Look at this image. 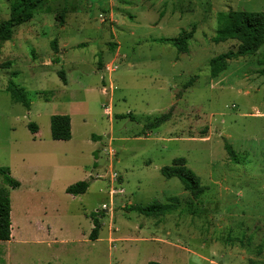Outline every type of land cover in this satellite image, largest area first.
Returning <instances> with one entry per match:
<instances>
[{
  "label": "rangeland",
  "instance_id": "1",
  "mask_svg": "<svg viewBox=\"0 0 264 264\" xmlns=\"http://www.w3.org/2000/svg\"><path fill=\"white\" fill-rule=\"evenodd\" d=\"M14 1L0 0V21ZM230 11L264 0H43L0 42V167L22 181L0 264H264V44L212 78L210 60L237 48L212 40ZM192 29L177 52L170 41ZM54 115L70 117V140L51 138ZM176 158L199 177V199L161 174ZM35 177L43 222L25 213ZM84 180L85 193H66ZM156 202L175 209L134 210Z\"/></svg>",
  "mask_w": 264,
  "mask_h": 264
},
{
  "label": "trees",
  "instance_id": "2",
  "mask_svg": "<svg viewBox=\"0 0 264 264\" xmlns=\"http://www.w3.org/2000/svg\"><path fill=\"white\" fill-rule=\"evenodd\" d=\"M43 0H15L11 5L9 17L0 21V42L10 40L14 28L30 21ZM220 27L213 37V42L222 43L226 41H235L237 43L236 50H229L222 53L209 62V71L212 78L218 77L227 69L228 62L238 58L255 54L264 44V11H230L219 15ZM193 29L185 32L180 36L172 39L170 42L179 53H186L188 41L192 38ZM54 49L55 45H54ZM65 82L64 72H59ZM7 92L10 98L20 103L26 108L29 107V101L22 88L9 83ZM167 120L165 115L156 118L147 125L148 128L157 127ZM29 128L32 133H36L38 127L30 124ZM50 134L51 138L56 141H68L71 138L70 117L67 115H54L50 118ZM229 155L233 157V151L229 145H226ZM234 160V159H233ZM161 174L165 178H177L183 188L190 193L194 199H199L204 191V187L200 183L199 177L186 166L184 158H176L169 166L162 167ZM0 241H9L11 238V201L10 191L20 186V182L14 179L9 168L0 167ZM89 181H79L66 188V193L70 195H79L87 191ZM175 200V199H174ZM175 205L151 203L147 206H137L134 208L139 214L146 217L163 216L172 212ZM96 213L91 215L93 229L89 235V239H97L98 232L101 228L100 221ZM147 264H159L150 261Z\"/></svg>",
  "mask_w": 264,
  "mask_h": 264
},
{
  "label": "crops",
  "instance_id": "3",
  "mask_svg": "<svg viewBox=\"0 0 264 264\" xmlns=\"http://www.w3.org/2000/svg\"><path fill=\"white\" fill-rule=\"evenodd\" d=\"M34 180L35 181L33 182L34 186L32 187V195L38 194L37 195V202H34V204L32 203V205L29 208L27 207L25 210V213L27 214V217L29 219H41V222H43L44 221L43 218H45L44 215H46V213L44 212L46 210V208L44 207L45 203H40V195L46 194V189L44 188V185L37 186V185H39V178L35 177ZM19 181H20V186L17 188L18 190L22 187V181L20 179H19ZM35 183H37V185H35ZM17 189H15V190H17ZM15 190H13V191H15ZM10 217H11V213H10ZM12 225L13 224L11 221V238H10V240L13 238V235H14ZM45 227H46L47 233H49L50 227L48 226L47 223H45Z\"/></svg>",
  "mask_w": 264,
  "mask_h": 264
},
{
  "label": "built area",
  "instance_id": "4",
  "mask_svg": "<svg viewBox=\"0 0 264 264\" xmlns=\"http://www.w3.org/2000/svg\"><path fill=\"white\" fill-rule=\"evenodd\" d=\"M105 114H106V115H109V114H110V109H109V108L105 109ZM114 175H115V174H114Z\"/></svg>",
  "mask_w": 264,
  "mask_h": 264
}]
</instances>
